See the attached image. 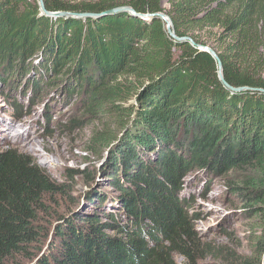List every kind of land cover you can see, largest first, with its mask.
<instances>
[{
	"label": "trees",
	"instance_id": "trees-1",
	"mask_svg": "<svg viewBox=\"0 0 264 264\" xmlns=\"http://www.w3.org/2000/svg\"><path fill=\"white\" fill-rule=\"evenodd\" d=\"M44 1L50 12H133L53 19L42 14L38 0H0L2 82L15 88L34 73L28 84L36 92L60 83L91 108L87 112L118 111L119 128L135 118L105 161L123 218L111 208L83 220L80 212L60 217L44 255L33 261L178 264L181 254L195 262L199 241L180 201L183 180L195 168L225 176L253 167L264 178V93H232L210 54L175 41L163 20L148 16L165 13L178 37L215 49L230 86L264 90V0H167L169 9L163 0ZM215 29L219 50L201 36ZM47 76L54 81L44 85ZM122 77L134 82L124 85ZM120 100L128 105H116ZM228 187L240 189L235 181ZM253 188L245 198L264 204V184ZM64 192L25 155L0 153V264L16 255L34 257L33 246L50 237L39 223L43 200ZM111 228L127 240L106 235Z\"/></svg>",
	"mask_w": 264,
	"mask_h": 264
},
{
	"label": "rangeland",
	"instance_id": "rangeland-1",
	"mask_svg": "<svg viewBox=\"0 0 264 264\" xmlns=\"http://www.w3.org/2000/svg\"><path fill=\"white\" fill-rule=\"evenodd\" d=\"M163 5L169 9L167 0H163ZM215 33L217 29L207 30L201 36L218 49L220 42ZM62 78L60 76L58 80ZM33 79L34 73L23 75L15 88L0 79V153L12 150L25 155L53 181L63 185L65 192L47 195L43 200L44 208L39 210V223L50 237L33 246L32 259L16 255L11 264H35L33 260L44 255L48 242L52 240L59 218L76 214L84 195L89 196V202L80 211L82 220L95 213L102 214L109 208L123 218L121 205L116 201L119 192L113 184L111 172L105 169L107 162L98 164L107 147L103 144L104 138L116 136L121 131V115L115 109L87 112L91 108L83 106L80 97L68 96V89L64 90L60 83L42 86L36 92L31 83L28 84ZM51 79L54 81L45 77L44 85ZM120 79L124 85L134 82L130 77ZM115 103L128 105L123 100ZM92 177L97 178L99 186L89 192L87 182ZM229 181H235V186L240 189L231 192ZM263 181V173L253 167L231 170L225 176L196 168L187 174L180 201L197 234L198 256L191 263L177 254V263L264 264V204L258 202L255 205L253 200L245 198L254 193L256 183L263 185ZM190 201L191 205L187 207ZM101 221L105 223L107 220L102 217ZM151 224L148 220L145 222L146 226ZM105 234L112 239L127 240L126 235L119 236L113 228Z\"/></svg>",
	"mask_w": 264,
	"mask_h": 264
},
{
	"label": "water",
	"instance_id": "water-1",
	"mask_svg": "<svg viewBox=\"0 0 264 264\" xmlns=\"http://www.w3.org/2000/svg\"><path fill=\"white\" fill-rule=\"evenodd\" d=\"M38 4H39V7H40L42 14L47 16V17L53 18V19H60V18H78V19L93 18V19H97V18L113 15V14H116L119 12H124V11L133 12V10L129 7L115 8V9L107 11L103 14L74 13V12H50L46 9V5H45L44 0H38ZM148 17H155V18L163 20L167 25L168 33L171 35L172 38L175 39V41L181 42V43H189L193 48L197 49L198 51L210 54L218 64L219 78H220L221 82L232 93H243L246 91H261L264 93V90H262V89H252V88H247V87L236 88V87L230 86L224 79L223 65H222V62L220 60L219 53L210 46L198 44L197 42H195V40L192 37H183V38L178 37L175 33V29L173 27V22L167 14L157 13L154 15H150ZM134 118L135 117H132L131 122L129 123V125L127 127L120 128L121 131L116 136L114 135L113 139L108 144H106L107 147L104 149V151L100 155V159L98 162L99 165L103 164L106 160H108L110 157V154L123 141V139L125 138V136L129 132V130L133 126ZM97 186H99V181L97 180V178L92 177L91 180L87 182V187L89 189V192H90V189L96 188ZM85 200H87V201H85ZM81 202H82V204L77 207V210L75 212L76 214L79 213L81 211V209L89 202V196L87 195L85 197V195H84L83 198L81 199Z\"/></svg>",
	"mask_w": 264,
	"mask_h": 264
},
{
	"label": "bare ground",
	"instance_id": "bare-ground-1",
	"mask_svg": "<svg viewBox=\"0 0 264 264\" xmlns=\"http://www.w3.org/2000/svg\"><path fill=\"white\" fill-rule=\"evenodd\" d=\"M12 126L8 127L9 129L11 128ZM24 137V136H23Z\"/></svg>",
	"mask_w": 264,
	"mask_h": 264
}]
</instances>
